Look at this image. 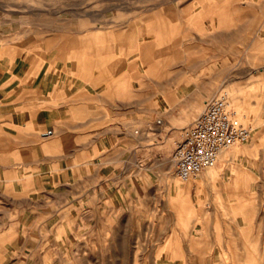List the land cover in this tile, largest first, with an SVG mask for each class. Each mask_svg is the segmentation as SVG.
<instances>
[{"label":"rangeland","instance_id":"1","mask_svg":"<svg viewBox=\"0 0 264 264\" xmlns=\"http://www.w3.org/2000/svg\"><path fill=\"white\" fill-rule=\"evenodd\" d=\"M199 3L0 0V43L7 49L57 44L63 46L65 60L78 64L81 48L93 53L99 46L116 47L119 110L126 101L132 113L124 120L128 149L117 164L103 167L102 175L81 174V181L68 184L53 199H39L35 213L26 214L23 228L15 231L21 237L17 243H23L12 247L10 255L6 251L0 264H264V78L229 70L223 79L224 71L213 70V92L207 98L226 91L240 122L256 135L254 144L249 139L228 147L241 150L223 177L218 178V158L211 181H199V173L182 180L170 158L204 103L196 107L179 101V95L175 102H164L158 82H172L175 39L183 42L184 61L187 43L197 41L195 33H205L206 25L216 32V18L207 17L206 23ZM214 41V50H220L221 39ZM164 64L166 69L159 70ZM183 72L199 85L207 71ZM166 90L167 95L174 92L168 84ZM175 199L185 200L190 209L178 211Z\"/></svg>","mask_w":264,"mask_h":264},{"label":"crops","instance_id":"2","mask_svg":"<svg viewBox=\"0 0 264 264\" xmlns=\"http://www.w3.org/2000/svg\"><path fill=\"white\" fill-rule=\"evenodd\" d=\"M197 6L206 23L207 17L216 18V32L206 25L205 33H195L197 41L187 43L190 51L184 61L183 42L175 39L172 82H158L164 87V102H175L179 95V101L199 107L211 98L207 95L213 92L215 69L224 71L223 79L229 70L264 78V0H202ZM214 39H221L220 50H214ZM113 55L112 46L96 47L93 53L81 48L77 64L65 60L63 46L57 44L18 50L0 43V261L23 243H17L21 237L15 231L23 228L26 214L35 213L39 199H53L68 184L81 181V174L102 175L103 167L116 165L119 154L128 149L124 120L132 113L126 101L119 110ZM158 69H166V64ZM199 69L207 71L199 85L183 77V71ZM167 84L173 87L172 95H167ZM233 100L238 103L239 95ZM255 136L251 134L250 144L256 143ZM240 150L237 146L222 153L218 178Z\"/></svg>","mask_w":264,"mask_h":264},{"label":"built area","instance_id":"3","mask_svg":"<svg viewBox=\"0 0 264 264\" xmlns=\"http://www.w3.org/2000/svg\"><path fill=\"white\" fill-rule=\"evenodd\" d=\"M252 129L239 120L238 112L220 91L207 99L199 114L183 129L171 152L174 172L182 180L196 176L217 161L224 148L249 140Z\"/></svg>","mask_w":264,"mask_h":264},{"label":"bare ground","instance_id":"4","mask_svg":"<svg viewBox=\"0 0 264 264\" xmlns=\"http://www.w3.org/2000/svg\"><path fill=\"white\" fill-rule=\"evenodd\" d=\"M251 128V127H250ZM158 130V129H157ZM230 147V146H229ZM228 148V147H227ZM224 149H226V148H224ZM224 149H222L221 151H220V153L218 154V157H217V160H218V158L221 160V158H222V153H224ZM172 152V151H171ZM171 158V157H170ZM171 162L174 164V162H173V160L171 159ZM215 169H216V167H215V164H212V165H209V166H207V167H205L204 168V170L201 172H199V177H202V178H205V177H211V176H213L214 175V172H215ZM194 181V180H193ZM187 187V192L189 193L190 192V185H188V186H186ZM173 203H174V206H176L177 208H178V211H180V212H183V211H185V210H187V208L188 209H190L189 208V206L187 205V202H185V200L183 201V199H181V200H179V201H177L176 199L173 201ZM176 208V209H177ZM175 214V213H174ZM177 215H179V214H177ZM186 216V215H185ZM185 219V218H184ZM181 220V219H180ZM179 223V222H178ZM191 241V240H190ZM189 246H190V244H189ZM250 246V245H249ZM191 248V247H190ZM252 248V247H251ZM262 248V247H261ZM189 249V248H188ZM193 250V249H192ZM191 250V251H192ZM252 250H253V248H252ZM247 253V252H246ZM245 254V253H244ZM249 254H250V252H249ZM249 254H248V256H249ZM251 256H252V254H251ZM251 256H249V257H251ZM243 257H244V255H243ZM253 257H255V256H253ZM252 257V258H253ZM257 257H258V255H257ZM261 257V256H260ZM235 258V257H234ZM236 259H238V258H236ZM240 259V258H239ZM241 259H243V258H241ZM245 259V260H244ZM244 261H247L246 260V257H244ZM261 259H263L262 257H261ZM221 261V260H220ZM219 261V262H220ZM232 261V260H231ZM248 261H250V260H248ZM255 261H257V260H255L254 259V262ZM261 261V260H260ZM239 262V261H238ZM214 263V262H213ZM218 264V263H217ZM241 264H243V263H241ZM248 264V263H247ZM254 264H256V263H254Z\"/></svg>","mask_w":264,"mask_h":264}]
</instances>
